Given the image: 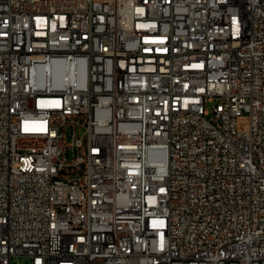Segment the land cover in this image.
Returning <instances> with one entry per match:
<instances>
[{
	"label": "built area",
	"instance_id": "1",
	"mask_svg": "<svg viewBox=\"0 0 264 264\" xmlns=\"http://www.w3.org/2000/svg\"><path fill=\"white\" fill-rule=\"evenodd\" d=\"M0 264H264V0H0Z\"/></svg>",
	"mask_w": 264,
	"mask_h": 264
},
{
	"label": "rangeland",
	"instance_id": "2",
	"mask_svg": "<svg viewBox=\"0 0 264 264\" xmlns=\"http://www.w3.org/2000/svg\"><path fill=\"white\" fill-rule=\"evenodd\" d=\"M250 124V115L247 112H244L242 116L239 118V128L241 130H246L249 127ZM14 262H25L28 261L26 257H15L13 258Z\"/></svg>",
	"mask_w": 264,
	"mask_h": 264
},
{
	"label": "bare ground",
	"instance_id": "3",
	"mask_svg": "<svg viewBox=\"0 0 264 264\" xmlns=\"http://www.w3.org/2000/svg\"><path fill=\"white\" fill-rule=\"evenodd\" d=\"M60 251H68V256L80 255V242H73V247L68 249V244H60Z\"/></svg>",
	"mask_w": 264,
	"mask_h": 264
}]
</instances>
